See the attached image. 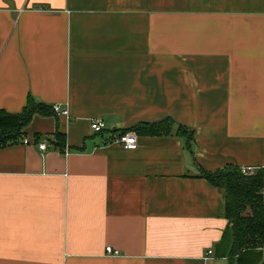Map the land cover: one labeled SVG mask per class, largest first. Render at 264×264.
<instances>
[{
  "label": "crops",
  "instance_id": "0c3cea01",
  "mask_svg": "<svg viewBox=\"0 0 264 264\" xmlns=\"http://www.w3.org/2000/svg\"><path fill=\"white\" fill-rule=\"evenodd\" d=\"M28 98L67 114L0 146V264L230 262L200 172L264 171V0H0V110ZM165 117L192 138L113 141Z\"/></svg>",
  "mask_w": 264,
  "mask_h": 264
},
{
  "label": "trees",
  "instance_id": "16d2710c",
  "mask_svg": "<svg viewBox=\"0 0 264 264\" xmlns=\"http://www.w3.org/2000/svg\"><path fill=\"white\" fill-rule=\"evenodd\" d=\"M52 112L55 113L51 106L35 102L31 98H28L19 113L0 110V146L21 140L26 134L24 129L35 115H47ZM129 130L150 136L174 133L178 136H186L187 141L192 138V131L186 126L176 123L171 117L154 122H139L129 128L122 129L120 134ZM55 137L56 145L63 146L64 134L57 130ZM200 175L207 179L211 185L222 188L225 192V217L228 221V229L221 242L224 243L226 236L229 240L227 253L224 254L226 244L221 253L228 257L229 264H235V262L236 264H260L259 258L264 257L262 194L264 171L260 169L253 174L246 175L241 173L237 166H225L213 172L201 171Z\"/></svg>",
  "mask_w": 264,
  "mask_h": 264
},
{
  "label": "built area",
  "instance_id": "2783aa9c",
  "mask_svg": "<svg viewBox=\"0 0 264 264\" xmlns=\"http://www.w3.org/2000/svg\"><path fill=\"white\" fill-rule=\"evenodd\" d=\"M52 109L56 114H67V110H63L59 108L57 105H53ZM103 126L104 124L100 119H93L90 124V127L94 132L101 131ZM113 141L121 144L124 148L134 149L137 146V134L134 130H129L122 134L116 135ZM24 143H28V141L24 140ZM38 146L41 150H44L47 145L45 142H39ZM239 168H240V172L243 174L250 175L252 173L251 167L241 166ZM106 252L112 255L118 254V252L115 250L113 251L110 246L106 247ZM207 253L210 254L211 250H208Z\"/></svg>",
  "mask_w": 264,
  "mask_h": 264
},
{
  "label": "rangeland",
  "instance_id": "374dc122",
  "mask_svg": "<svg viewBox=\"0 0 264 264\" xmlns=\"http://www.w3.org/2000/svg\"><path fill=\"white\" fill-rule=\"evenodd\" d=\"M228 240H229V239H228V237L226 236L225 241H224V243L226 244V250H225L224 254L227 253V249H228ZM259 250H260V249H259ZM259 250H257V251H259ZM254 253H255V252H254ZM254 255H257V254H254ZM260 260H261V261H260ZM259 261H260V264H264V257H263V258L260 257V258H259ZM259 261H258V262H259ZM224 263H225V264H229L228 261H226V262L224 261ZM235 264H236V262H235ZM250 264H252V263H250Z\"/></svg>",
  "mask_w": 264,
  "mask_h": 264
}]
</instances>
